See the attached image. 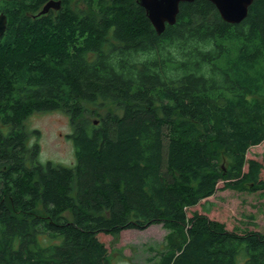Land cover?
<instances>
[{"label": "trees", "instance_id": "trees-1", "mask_svg": "<svg viewBox=\"0 0 264 264\" xmlns=\"http://www.w3.org/2000/svg\"><path fill=\"white\" fill-rule=\"evenodd\" d=\"M49 1L0 0V264H115L105 238L153 225L150 264H264V231L188 215L218 191L264 199V0L239 24L182 3L160 35L136 0ZM56 111L70 165L40 162L25 124Z\"/></svg>", "mask_w": 264, "mask_h": 264}, {"label": "rangeland", "instance_id": "rangeland-1", "mask_svg": "<svg viewBox=\"0 0 264 264\" xmlns=\"http://www.w3.org/2000/svg\"><path fill=\"white\" fill-rule=\"evenodd\" d=\"M107 106L98 111L106 113L109 109ZM93 110L94 108L92 112ZM110 110L122 114V110L118 107L112 106ZM85 117L88 118V114ZM100 119L98 113L89 117L90 121L95 120V124ZM25 124L28 130L36 131L31 139L32 142L39 143L40 162L52 161L70 165L75 161V147L68 137L72 133V126L67 115L58 111L37 112ZM263 155L264 143L250 149L248 158L262 160ZM222 186L221 183L220 187ZM259 195L260 192L248 195L231 190L218 191L214 196L203 200L200 205L188 210V215L190 216L194 211L206 214L210 219L224 223L228 230L238 228L264 231V199ZM251 216L254 217L256 226L249 225L252 223ZM167 234L168 231L162 225H153L145 230L123 231L117 241L110 236L106 237L105 242L109 252L115 257V264H150L147 260L166 243Z\"/></svg>", "mask_w": 264, "mask_h": 264}, {"label": "water", "instance_id": "water-1", "mask_svg": "<svg viewBox=\"0 0 264 264\" xmlns=\"http://www.w3.org/2000/svg\"><path fill=\"white\" fill-rule=\"evenodd\" d=\"M195 0H136L146 13L157 34L165 31L167 25L176 23L177 15L182 3H191ZM218 10L221 18L230 24L241 23L248 15L249 8L254 0H207ZM61 1H49L41 11V14L48 13L51 9L59 10ZM6 17L0 15V35L6 30Z\"/></svg>", "mask_w": 264, "mask_h": 264}]
</instances>
